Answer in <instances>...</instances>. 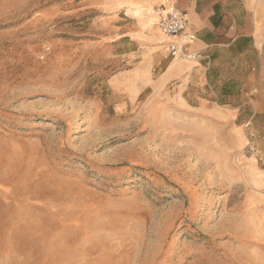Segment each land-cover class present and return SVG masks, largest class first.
<instances>
[{
    "label": "rangeland",
    "instance_id": "rangeland-1",
    "mask_svg": "<svg viewBox=\"0 0 264 264\" xmlns=\"http://www.w3.org/2000/svg\"><path fill=\"white\" fill-rule=\"evenodd\" d=\"M145 1L0 0V264H264V0L209 82Z\"/></svg>",
    "mask_w": 264,
    "mask_h": 264
},
{
    "label": "crops",
    "instance_id": "crops-1",
    "mask_svg": "<svg viewBox=\"0 0 264 264\" xmlns=\"http://www.w3.org/2000/svg\"><path fill=\"white\" fill-rule=\"evenodd\" d=\"M145 4L148 7H177L183 11L191 30L197 34L192 50L204 51L213 56L214 68L218 66L217 59L228 48L235 46L241 39L255 38L259 33L258 19L253 13L255 3L248 6L243 0H146ZM196 66L201 67L199 74L202 81L209 82L211 73H206L198 63ZM183 67L194 68L189 64Z\"/></svg>",
    "mask_w": 264,
    "mask_h": 264
},
{
    "label": "built area",
    "instance_id": "built-area-1",
    "mask_svg": "<svg viewBox=\"0 0 264 264\" xmlns=\"http://www.w3.org/2000/svg\"><path fill=\"white\" fill-rule=\"evenodd\" d=\"M158 27L168 39V52L172 59L184 62L202 63L207 69L212 65V58L204 51L192 50L197 41V34L191 30L187 15L177 7H158Z\"/></svg>",
    "mask_w": 264,
    "mask_h": 264
}]
</instances>
